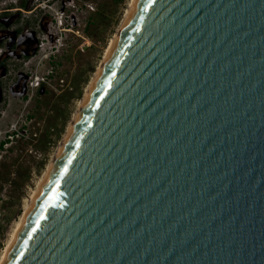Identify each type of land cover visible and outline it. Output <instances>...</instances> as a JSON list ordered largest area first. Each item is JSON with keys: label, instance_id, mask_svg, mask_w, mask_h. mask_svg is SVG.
Wrapping results in <instances>:
<instances>
[{"label": "water", "instance_id": "1", "mask_svg": "<svg viewBox=\"0 0 264 264\" xmlns=\"http://www.w3.org/2000/svg\"><path fill=\"white\" fill-rule=\"evenodd\" d=\"M4 264H264V0H138Z\"/></svg>", "mask_w": 264, "mask_h": 264}, {"label": "rangeland", "instance_id": "2", "mask_svg": "<svg viewBox=\"0 0 264 264\" xmlns=\"http://www.w3.org/2000/svg\"><path fill=\"white\" fill-rule=\"evenodd\" d=\"M4 1L16 0H0V4ZM38 2L53 18L50 32L57 34L60 20L64 24L67 15L70 21L71 12L77 17V24L73 33L61 30L55 43L48 41L47 34H41L40 52L32 59L36 63L32 73L44 77L43 90L37 92L33 88L18 99L8 91L14 75H8L1 83L0 140L5 131L17 130V135L0 145V258L131 0H51L47 6ZM62 6L64 13L60 11ZM50 54L54 56L48 62L45 57Z\"/></svg>", "mask_w": 264, "mask_h": 264}, {"label": "flooded vegetation", "instance_id": "3", "mask_svg": "<svg viewBox=\"0 0 264 264\" xmlns=\"http://www.w3.org/2000/svg\"><path fill=\"white\" fill-rule=\"evenodd\" d=\"M38 1L44 2V6L51 2V0H16L13 3L4 1L0 4V103L3 101L1 83L3 79H7L8 75H14L8 85V91L12 96L23 99L29 91H33L30 83L34 76L38 75L32 73L36 64L32 59L40 52L41 34H47L48 41L55 43L58 34H62L61 30L73 33L77 24V17L74 12H71L70 21L65 15V23L63 24L61 20L59 24L57 23L60 30L57 34L50 32L49 26L53 23V18L49 11L42 10ZM60 11L65 12L63 6ZM53 56L50 54L45 58L50 62ZM27 63H29L28 66H26ZM43 87L44 83H40L34 90L40 92ZM23 89L25 92L23 95H14ZM21 130L24 129L21 128ZM16 131L11 130L13 134ZM6 133L9 131H5Z\"/></svg>", "mask_w": 264, "mask_h": 264}, {"label": "bare ground", "instance_id": "4", "mask_svg": "<svg viewBox=\"0 0 264 264\" xmlns=\"http://www.w3.org/2000/svg\"><path fill=\"white\" fill-rule=\"evenodd\" d=\"M138 0H131V3H130V6L129 8L127 9L126 11V14L121 22V24L119 25V28L115 34V36L112 38L107 50H106V53H105V56L103 58V60L101 61V64L99 66V68L97 69L95 75L93 76L92 80L90 81L89 85L87 86L86 90H85V94H84V97L79 101V104H78V108H77V111L75 112L74 116H73V119L71 120L70 124H69V127L67 129V132L65 133L63 139L61 140V143L57 149V151L55 152L49 166L47 167L43 177L40 179L39 183H38V186H37V189L34 190L30 200L28 201L26 207H25V210L23 212V214L20 216L19 218V221L17 222V225L14 229V231L12 232L11 234V237H10V240L6 246V248L4 249L3 251V254L0 258V264H4L10 250L12 249V246L16 240V238L18 237V234L20 232V230L22 229L25 221H26V218L30 212V209L32 208L44 182L46 181L47 177L49 176L53 166H54V163L57 159V157L59 156L60 152L62 151L63 147H64V144L66 142V140L68 139L69 135L71 134V131H72V128L74 126V123L76 122L78 116H79V113L81 111V109L83 108L86 100L88 99V96L90 95L93 87L95 86V83L99 77V74L100 72L102 71L106 61L108 60L111 52L113 51L114 49V46L120 36V33L122 32L123 28L126 26V23L127 21L129 20L131 14H132V11L133 9L135 8L136 4H137Z\"/></svg>", "mask_w": 264, "mask_h": 264}, {"label": "built area", "instance_id": "5", "mask_svg": "<svg viewBox=\"0 0 264 264\" xmlns=\"http://www.w3.org/2000/svg\"><path fill=\"white\" fill-rule=\"evenodd\" d=\"M40 83H45L44 77L43 76H34L32 82L30 83V87H37ZM13 131V130H12ZM5 135V141L3 142V144L8 143L9 141H12L14 139V137L17 135L16 133L13 134L11 131H9V133L4 134ZM1 141V140H0ZM1 145V142H0Z\"/></svg>", "mask_w": 264, "mask_h": 264}, {"label": "clouds", "instance_id": "6", "mask_svg": "<svg viewBox=\"0 0 264 264\" xmlns=\"http://www.w3.org/2000/svg\"><path fill=\"white\" fill-rule=\"evenodd\" d=\"M4 137H5V135H4L3 138L1 139V141H0L1 143L4 142V141L6 140Z\"/></svg>", "mask_w": 264, "mask_h": 264}, {"label": "trees", "instance_id": "7", "mask_svg": "<svg viewBox=\"0 0 264 264\" xmlns=\"http://www.w3.org/2000/svg\"><path fill=\"white\" fill-rule=\"evenodd\" d=\"M2 143H3V142H2ZM2 143H1V144H2Z\"/></svg>", "mask_w": 264, "mask_h": 264}]
</instances>
